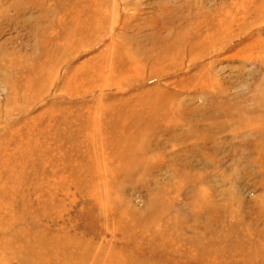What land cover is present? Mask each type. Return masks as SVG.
Returning a JSON list of instances; mask_svg holds the SVG:
<instances>
[{
    "label": "rangeland",
    "instance_id": "rangeland-1",
    "mask_svg": "<svg viewBox=\"0 0 264 264\" xmlns=\"http://www.w3.org/2000/svg\"><path fill=\"white\" fill-rule=\"evenodd\" d=\"M42 1L45 2L38 0L37 6L35 0H0V9L6 11L4 33L14 36L13 47L18 54L22 52L20 55L29 46L34 54L40 55L41 50L36 49L40 37H25L22 28L13 25L14 21L27 23L46 11L53 12V21H69L75 7L85 4L90 12L87 13L104 17L105 24L95 35H85L75 43L62 38L68 39L71 35L70 25L65 27L66 33L58 25L47 30L45 47L54 57H61L58 64L57 59L52 58L58 67L55 86L47 93L36 96L30 92L20 93L12 103H7V96L11 95L9 84L19 79L18 67L31 69L32 65L24 55L22 57L27 60L12 55L0 59V73L6 72L0 78L3 80L0 81V140H5L2 144L8 149L0 158L12 159L13 155L18 159L21 153L24 159L15 160L16 165L13 163L16 173L28 166L30 169L23 174L27 180L16 187V197L8 204L7 211L14 207L34 216L29 219L19 213L10 219L7 226L2 227L0 239H10L15 233L24 234L34 229L43 237L51 234L57 237L55 240L65 243L59 253L45 249L37 254L18 253L20 250L14 253L17 244L6 252L1 248L0 264H111V258L120 256L127 257L124 264H264V244H261L264 243V0H47L46 4L57 6L40 7ZM176 10L181 15H189L187 23L179 21ZM78 22L74 20V25ZM102 23L96 22L99 26ZM36 27L39 28L37 24ZM138 28L160 31L164 38L154 46L126 49L125 39L138 38ZM52 38L59 39L58 44L53 43ZM176 50L179 55L172 57ZM172 51L175 52L168 54ZM139 53L138 61L117 69L124 64L121 54L129 57ZM163 53L167 55L162 56ZM66 55L69 60H64ZM69 82L72 84L67 88ZM144 91L160 100L192 98L194 106H198L196 113L201 120L197 121L200 133L196 137L203 136L204 140L169 141L165 151L187 150L194 146L198 153L218 148L219 155L213 157L214 166L199 165L197 172L203 174L204 181L182 182L179 170L163 167L155 176L157 188L146 187L154 179L145 169L160 163L164 166V158L160 159L164 150L145 154V161L136 165L115 162L111 170L112 163L106 157L108 150L102 147V123L109 127L106 120L117 113L113 110L121 105L115 103L116 100L124 96L136 97ZM190 104L188 106L193 107ZM172 111L170 115L174 116L176 111ZM194 114L189 112L187 116L193 118ZM53 118L66 120L54 123ZM173 122L174 119L166 120L160 128L166 124H170V128ZM55 131L66 134L67 138L56 139ZM155 138H160L159 134ZM19 143L24 146L23 150ZM6 152L11 155L8 157ZM65 160L67 163L61 166L53 162ZM0 161L2 165L3 159ZM37 161L45 163H41L43 169ZM244 171H248L247 176ZM107 173L115 187L112 192L105 184ZM90 181L100 187L98 192L88 191ZM13 183L6 187L8 193L12 192L9 190ZM209 184L216 190L226 191L228 200L223 192L214 200L224 203L228 214L224 215L222 223H216L204 235L196 250L189 245L191 235L196 232L188 229L184 222L196 216L201 220L199 211L195 210L194 189ZM151 189L169 191V195L160 200L161 205L146 204L143 195L149 196ZM121 198H125V203L119 207ZM113 204L120 208L118 213L113 211ZM166 205L171 212L167 213L163 207ZM164 210L167 215L163 214ZM37 211L38 217L33 214ZM181 218L184 221H180ZM125 221L132 228L126 230L124 227L123 231L119 226ZM201 223L198 229L202 228ZM181 225L186 229L184 233L174 228ZM212 231L217 232L219 238L210 236ZM176 233L183 236L182 242L172 241ZM34 235L33 231L30 238ZM124 238H130L127 244ZM208 244L215 252L204 255L199 246ZM67 250L68 255H63ZM255 255L259 257L249 261L250 256ZM165 257H171L172 261L168 262ZM150 258L155 260L150 262Z\"/></svg>",
    "mask_w": 264,
    "mask_h": 264
},
{
    "label": "bare ground",
    "instance_id": "bare-ground-1",
    "mask_svg": "<svg viewBox=\"0 0 264 264\" xmlns=\"http://www.w3.org/2000/svg\"><path fill=\"white\" fill-rule=\"evenodd\" d=\"M46 1L47 0H45V2L42 1L41 4H40V7H42V5L57 6L54 3H52V4H48L47 3L46 4ZM35 2L37 3V6H39L38 0H35ZM190 2H192V1H190ZM190 2H189V5H190ZM193 2L195 3V1H193ZM187 3L188 2H186V4ZM87 9L88 8H87V6L85 4H83L82 6H79V7H75V10H74V12H72L73 14L70 17V19H73V20L69 19V21H67V20L66 21H64V20L63 21H61V20L60 21L59 20L58 21H53L52 20L53 12L52 11H46V12H44V15H40L39 14V16L35 17V19L31 18L29 20V22H27V23H23V22L21 23V22H18V21H14L13 22V25L15 27H21L22 28V30H23L22 32H23L25 37L26 36H32L33 37V35H36L37 37L38 36L40 37L39 43H38L39 46L36 49H38L39 51L41 50V53H40V55H38V54L36 55V54L33 53V51H32L33 49L29 48L30 46L25 48L23 55L25 57H28L31 60L32 68L31 69H29V68L28 69H24L23 67H20V68L18 67V70L20 71L19 72V79L20 80L17 79V81H15L14 83L12 82V84H9V90H10V94L11 95L9 94L10 96H7L8 97L7 100H6L7 103H12L11 101L14 99V97L17 96V94H19V96H20V93L22 94V93L30 92V93H32L33 95L36 96V95H40V94H43V93H47L51 89H53V87L55 86L56 70H57L58 66L56 64H54V61H53L52 58H54V59L56 58L57 59L56 63L58 64L59 63V59L61 57H58V56L54 57L53 52H51L50 50H48L45 47V43H46V41H48V37L46 36L47 30H49L51 27H53L55 25H58V27L61 30H64L63 32L66 33L67 30H65V27L67 28L70 25L72 30H73V31L71 30V32H72L71 35L68 36V39L66 37H63V36H62V38L64 39L65 42L68 40V42L71 41V43H75L78 39L79 40L82 39L85 35H87V36L95 35L97 33V30L100 29L101 27H103V25L105 24L104 23L105 19H104V17L99 18V16H92V15L88 14L87 12H89V10H87ZM4 10H5L4 8L2 10L0 9V59H4L3 57H7V55H12V56H14V58L17 57L20 60L22 58H23L22 60H27V59H25V57H22L23 55H20L22 52L20 54H18L19 52L14 49L13 43H16V40L14 39V36H12L10 34L7 35L6 33H4L5 26H6V18L4 17V15H5L4 13L6 11L4 12ZM176 13L178 15H180V18H178V19H179V21H181V23L182 22L187 23V20H189L188 18H190L188 14L185 15V16H184V14L181 15L179 13V10H176ZM16 16H17V13H15L14 17H16ZM103 19H104V21H103ZM74 20H78L79 21L77 23V25H74ZM98 21H101L103 23L100 24V26H99V24H96V22H98ZM36 24L39 26L38 29L36 27ZM136 35H139V36H137L138 38L125 39V44H127V47H125L126 49L130 48L129 46H133V47L137 46L138 48L145 47V46H150V45L154 46L155 42H159L160 40H163V38H164V34L162 32L157 31V30L153 31V30H150L148 28H138L136 30ZM37 37H34V38H37ZM52 39H53V43L58 44V40L59 39L58 40L54 39V38H52ZM27 42H29V41H27ZM170 43H172V42H170ZM156 47H158V46H156ZM28 48H29V50H27ZM163 48L165 49V47H163ZM171 48H173V47H171ZM23 49L24 48L20 49V51L23 50ZM155 51H157V50H155ZM165 51H166V49H165ZM176 51H177V53H175V54H173V52H175V51L168 52V54L172 53L173 54L172 57H174L175 55L178 56L180 52L178 50H176ZM164 55H167V54L163 53L162 56H164ZM139 56H140V53L138 54V56H137V54H134L132 56L130 55L129 57H127V56L125 57V56H123V54H121L120 59L124 62V64L122 65V67L119 66L117 69L121 70V69L125 68L124 66L126 64L138 61L139 60ZM64 60H69V55L68 56L66 55L64 57ZM5 61H7V60L5 59ZM5 73H0V78L1 77L3 78V76H5ZM78 75L80 76L81 72H79ZM0 81L2 82L3 80H0ZM71 84H72V82L67 83L66 87L69 88L71 86ZM16 92H19V93H16ZM21 98H23L22 95H21ZM24 101H26V100L24 99ZM187 102L188 103L191 102L190 105H192L194 101L192 100V98H188V97L184 98V99H181V100H176V99L175 100L174 99H169V100L155 99V97H153V93L146 92V91H144L143 94H140L139 96H136V97H131V96H127L126 97V96H124L121 99H119L118 101L116 100L115 103H117L119 105L121 104L117 108L120 111L113 110V111H117V113H114L115 115L114 114H111V116L109 115V119L106 120V123L107 124L109 123V127H106L105 123H102L103 127H104V133L102 135V143H103L102 147H104L106 150H108L106 157L112 163L111 170H113V164L115 162H119L120 164H124V165L126 163H129V165H130V163L133 164V165H136V164H140V162L145 161L144 160V158H146L145 154H147V153L150 154L151 153L153 155L154 153H152V152H154V151L161 152V151L164 150L163 152H161L162 155L160 157L161 160L164 158V161H163L164 162V166H163L162 163H160V164H156V166L155 165L152 166V168H151L150 166H147L148 163L146 164L147 167H146L145 170H147L150 173L151 177H153V179H154L152 181V183L150 182L151 184H149V186L145 183V185H147L146 187L157 188V182L155 181L156 180L155 176H157V173L161 172L163 167L168 168L169 170H176V171L179 170L181 172V174H182V176H181L182 177V182L185 181L186 183H190V182L194 181V179H195V182L196 181L197 182L198 181L201 182L203 179H206V178H203V176H202L203 174H198L197 170L199 169V165H202V164L204 166H207L208 168L211 165L214 166L213 157L219 155V151L220 150L218 148L211 147L210 149L207 150L208 152L207 151L204 152L202 150V151H200L198 153L195 152L194 146H193V148H188L187 150H176V151H172V152L165 151L166 150L165 149V144H167L169 141L179 142V141H187V140H204L203 136L200 137V138L196 137L198 135V133H200L199 132V128L197 127V121L201 120L199 115H197V113H196V109H197L198 106H196V105L194 106V104H193V107L192 106H188ZM0 108H1V104H0ZM22 109H23V107H22ZM172 110L176 111V114H174V116L170 115L173 112ZM8 111L9 110H7V112ZM189 112L192 115L195 113L193 118H190V117L187 116ZM0 113H1V110H0ZM169 119H174V122L171 123L173 125H171L170 128H169L168 125H170V124H166L165 126L162 127L163 129H161L160 125L163 124L164 121L169 120ZM65 120H66V118H55V119L53 118V122L54 123H64ZM187 125H189V127H187ZM151 129L154 130V132H151L150 131ZM27 130H28V128H27ZM262 131L264 133V126L262 127ZM91 134H93V133L91 132ZM95 134H96V132H95ZM158 134H159L160 138L157 139L155 137ZM54 136L56 137V139L57 138H60V139L67 138L66 134H63L62 132H58V131H55ZM83 140H85V139H83ZM4 142H5L4 139L0 140V144H1L0 145V157H2L3 154L6 155L4 153V151L6 150V148H7L6 146L7 145L4 144V146H3L2 143H4ZM19 144H18V146H19ZM251 144L253 145V143H251ZM21 147H22V145H21ZM167 147L168 146H166V148ZM23 148H24V146L22 147V150H23ZM39 149H41V148H39ZM47 149L45 148V150H47ZM16 150L19 151V149H16ZM6 151H8V149ZM86 151H87V149H86ZM19 152H17V153H19ZM94 152H95V150H94ZM99 152L101 153V151H99ZM6 153H7V156H8L9 155L8 152H6ZM20 154L21 153H19L18 156L21 157V158L18 157V159H20V160L22 159L23 160L24 159L23 158L24 155L20 156ZM10 155H11V153H10ZM89 155H90V153H89ZM31 157H32V155H31ZM10 158H12V159H9V158H6V157L5 158H0V159H3V161H4L2 163V165L0 163V168H2V170H0V172L2 173V176H0V231H2V227H4V226L6 227L7 226V224L9 223L10 219L16 218V215L19 216V213H20V216H22L24 218H29V219L32 218L33 219V217H34L33 215H28V214L26 215L25 213L22 212L23 210L20 211L19 209L14 208V207L10 208L11 211H7L8 210L7 209L8 208V204L13 199H15V197H16V194H17L16 187H18V185H21L22 181L24 182V181L27 180V178L23 174L29 173V170H30L28 168L29 166L28 167L26 166L28 169L27 168H23V169H20L18 173H16V170H15V167H14L13 163H15L14 161L18 160V159H17L16 156H13V155L10 156ZM25 158H26V156H25ZM157 159H159V157ZM34 160L36 161V159H33L32 161H34ZM256 160H255V162H256ZM67 161L68 160H65L64 162H58V163L56 161H53V162L55 164H60V166H61V165H64L65 163H67ZM25 162H27V160ZM30 162H31V160H30ZM37 163H38L39 168L43 169L45 163L41 162V163H44V164H41L39 161H37ZM16 164H18V163H15V165ZM34 164H36V162ZM33 167H34V165H33ZM55 168H57V167H55ZM212 168H214V167H212ZM31 169L32 170L33 169L36 170L37 168H31ZM102 169H103V167H102ZM211 169H210V171H211ZM163 171H164V169H163ZM210 171H209V174H210ZM15 173L17 175L14 176L13 174H15ZM206 173H208V172H206ZM247 173H248V171H244L243 172L244 176H247ZM30 175H29V177H30ZM41 175L39 174V176H41ZM106 175L107 176L104 177L105 184L108 187V189L112 192L115 187H112L111 180H110V177L108 176V173ZM19 176H21V178ZM131 177H134V176H131ZM18 178H20V179H18ZM37 178H38V176H37ZM11 183H13V184H12V186H11L9 191H12V192L8 193V191H6V190H8V188H6V187L8 185H10ZM175 183H178V182L175 181ZM246 183L248 185V182H246ZM84 184H86V182ZM132 186L134 187V185H132ZM47 187L48 188H52V186L50 184H47ZM192 188H194V187H192ZM99 189H100V187L98 185H96L95 182H91V184H90V186L88 188V191H91V192H96L97 191L98 192ZM149 192H150L149 196L143 195V197L146 198V204L148 203L150 205H151V203L152 204L153 203H157V204L161 205L160 200L163 199V197L169 195V193H168L169 191H163L162 192L161 190L160 191H156L155 189L154 190L151 189V190H149ZM222 192L224 193L226 191L216 190L210 184L208 186H205V187L201 186V187H198V188L194 189V195L196 197L195 203H197V208L195 210L199 211V213H200L199 216H200L201 220L198 219L199 217L196 216L194 218H191V220L188 221V223L187 222H184V223H186V227L188 229H192L193 228V230L196 232V235H191L192 238L189 239V242H190L189 245L190 246L192 245V247L194 249H196V250H197V246H198L199 242L203 239L204 235L206 233L208 234V231L210 229H212L213 226L216 223H219V224H220V222L222 223L223 222L222 218L225 217L224 215L228 214V210H227L228 208H226L224 203L223 204L222 203H218V202H215V200H214V197L218 193L221 194ZM223 195L228 200L229 196H227L225 193ZM115 197H116V195H115ZM114 199H116V198H114ZM123 199H125V198L119 199V201L122 200V202L120 201V202H118V205L117 204L116 205L119 206V207L121 205H123V203H125V201H123ZM44 202H45V200H44ZM235 204L237 206L236 202H235ZM25 206L24 207L21 206L20 208L24 209ZM231 206H232V203H231ZM111 207L113 208V211L115 213L116 212L118 213V210L120 209L119 207L114 206V204L111 205ZM163 207L166 208V210H167V208H170V207H167V205L163 206ZM132 209L134 210L135 208H132ZM33 210H36L35 207H34ZM166 210H164V213H163L165 215H167L168 212H171V210L170 211L167 210V213H166L165 212ZM136 211H138V210H136ZM197 211H195V212H197ZM258 211H260V210L258 209ZM41 212H43V211L41 210ZM33 214L36 217L40 216L39 212L38 213H33ZM143 215H144V213H143ZM6 216H7V219H6ZM131 216H133V215H131ZM139 216H142V215H139ZM262 216H263V214H262ZM202 218H203V220H202ZM257 219L258 218H256V220ZM199 220L202 222L200 224V227H202V228L198 229V227H199L198 224L200 223ZM167 221H169V220H167ZM180 221H184V219L181 218ZM138 222H140L139 219H138ZM164 223H165V221H164ZM120 225L121 226H119V228L121 230H123V231L125 229L127 230L129 228H132V226L130 227V224L128 222H126V221H125V223H121ZM223 225H227V224H223ZM141 226H143V225H141ZM124 227H125V229H124ZM137 227H138V225H137ZM262 227L263 226L261 225V228ZM166 228L168 229L167 226H166ZM166 228H164V229L166 230ZM174 228L179 229L183 233H184V230H186V229H183V228H185V227H183V225L178 226V227H174ZM230 228L231 227H229V229ZM261 228H258V229H261ZM233 229L234 228H232L231 230H233ZM33 231H34V234L37 237L34 235L33 239H31L30 236L32 235ZM33 231H31V232L28 231L27 233L25 232L24 234H16L15 233V234H13L12 237H10V239H0V250L2 248V249H4V252H6L8 248L11 249L12 247H14L15 244H17V246H15L16 250L15 249L13 250V248H12L14 253H17V251L20 250L18 253H22V254L23 253L37 254L38 252H40L43 249L49 250V251L54 252V253H56V252L59 253V250L62 249L65 246V243H63V241L55 240L57 237L54 236V235L46 234V236L43 237L42 234H38L37 232H35L34 229H33ZM245 231L247 233L246 229H245ZM158 232H156V233H158ZM163 232H164V230H163ZM177 232H178V230H177ZM219 232H220V230H219ZM221 232H222V230H221ZM167 233H168V231H167ZM228 233H230L229 230H228ZM209 234H210V236H212L214 238H215V236L218 237V233L215 232V231H212ZM222 234H225L224 236H227L226 233H222ZM260 235L263 236L264 234L263 235L260 234ZM49 237H51V238L49 239ZM182 237H183L182 235L176 233L173 236V240L172 241L175 242V243H176V241L182 242V240H181ZM162 238H164V236ZM58 239H60V238H58ZM124 240H125L124 244H127V241H129L130 238H124ZM31 241H33V243H31ZM167 242L169 243V241H167ZM261 244L262 245L264 244L263 241L261 242ZM147 245H148V243H147ZM169 245H171V244L169 243ZM201 247L202 246L200 245L199 246V249H201L200 252H202L204 255H207L210 252H215L212 249V246L209 245V244L206 245L205 247H202V248ZM149 249L150 248H148V250ZM73 250H75V249H73ZM71 251L72 250H70V252ZM72 252L74 253L75 251H72ZM151 252H153V251H151ZM189 252L191 253V250ZM65 254L68 255V250L65 253L63 252V255H65ZM72 254H69V255H72ZM77 255H78V253L76 255L74 254L73 257L77 256ZM251 257L252 256H250L249 261H252V259H255V258L257 259L259 257V255H255L252 258ZM155 258L154 259L150 258L151 260H149V259L148 260L150 262H153L155 260ZM126 259H127V257H125V256H120L118 258H111L109 263L112 264V262H114L115 264H117V263L118 264L119 263L120 264H124V261ZM166 260L168 262H171L172 258L171 257H167ZM176 260H178V259L176 258ZM128 264H130V263H128Z\"/></svg>",
    "mask_w": 264,
    "mask_h": 264
}]
</instances>
